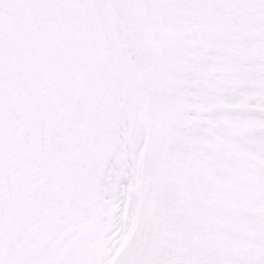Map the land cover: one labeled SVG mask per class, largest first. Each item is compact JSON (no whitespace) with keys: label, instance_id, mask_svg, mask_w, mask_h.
<instances>
[{"label":"snow or ice","instance_id":"obj_1","mask_svg":"<svg viewBox=\"0 0 264 264\" xmlns=\"http://www.w3.org/2000/svg\"><path fill=\"white\" fill-rule=\"evenodd\" d=\"M0 264H264V0H0Z\"/></svg>","mask_w":264,"mask_h":264}]
</instances>
